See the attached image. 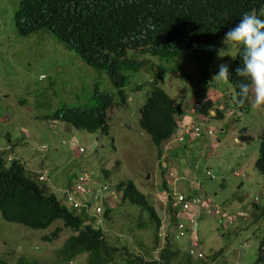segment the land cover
Returning <instances> with one entry per match:
<instances>
[{"label":"rangeland","instance_id":"obj_1","mask_svg":"<svg viewBox=\"0 0 264 264\" xmlns=\"http://www.w3.org/2000/svg\"><path fill=\"white\" fill-rule=\"evenodd\" d=\"M17 5L18 0H0V150L23 161L30 175L38 169L47 171L48 181L42 183L57 197L66 177L82 165L96 171L108 169L107 181L101 176L96 183L132 179L160 218L157 238L146 212L127 201H119L109 218L95 217L94 223L106 230L108 241L120 246L125 242L131 251L141 250L145 258L156 257L157 247L165 240L183 251L197 237L202 256H191L194 264H254L258 239L264 233V213L253 221L251 206L252 202L264 205V172L253 168L264 129V107L254 109L251 96L246 108L234 106L230 82L212 79L220 64L231 62L237 45H226L223 35L213 54L208 49L181 47L160 56L128 48L127 57L143 62L137 70H123L127 78L117 92L103 69L83 61L47 29L19 35L13 22ZM260 10L264 11V3ZM152 85L163 88L179 106L178 121L184 115L201 128L198 135L187 133L179 141L173 132L158 147L150 140L137 119ZM103 91L112 94L106 110L107 132L87 131L44 117L61 106L97 104L98 93ZM207 97L212 100V111L203 115L197 107L190 110L195 101ZM215 107L221 117L215 115ZM207 127L211 133L205 131ZM242 127L251 135L249 140L237 139ZM78 145L84 150L77 152ZM160 168L171 193L178 190V183L183 186L179 190L185 191L190 182L194 193L201 196V214L190 223L187 235L166 226L167 195ZM210 204V213H206L204 207ZM55 226L60 227L57 236L47 239ZM70 232L59 218L32 228L0 215V257L8 264H16L20 255L41 264H83L86 252L72 261H63L56 252Z\"/></svg>","mask_w":264,"mask_h":264},{"label":"trees","instance_id":"obj_2","mask_svg":"<svg viewBox=\"0 0 264 264\" xmlns=\"http://www.w3.org/2000/svg\"><path fill=\"white\" fill-rule=\"evenodd\" d=\"M263 3L264 0H18L13 22L19 35L47 29L73 49L83 61L103 69L117 92H120L127 78L123 70H137L143 62L142 59L127 57L128 48L160 56L173 53L181 47L197 51L208 49L213 54L219 37L234 28L243 14L255 9L256 16L264 19L259 10ZM194 45L200 47L195 48ZM236 47L232 61L228 64V81L233 89V105L246 108L250 98L243 105L234 99L239 91V84L246 82L235 72L238 67L243 66V48L238 45ZM100 93L97 104L61 106L50 114H44V117L59 119L87 131L100 129L107 132L106 110L111 105L112 96L107 91L98 94ZM176 105L163 88L152 85L139 107L138 126L157 147L174 131L178 115ZM212 106V100L207 97L198 103L197 110L206 115ZM214 112L217 117L222 116L216 107ZM244 130L245 127H242L237 138L249 140L251 135L244 133ZM257 150L253 168L264 172V129L261 131ZM103 171L106 180L109 171ZM162 172L163 168H160L161 185L167 195L166 205L173 217L176 208L170 206L171 192L167 190ZM73 173L74 171L68 177ZM42 182L43 180H36L35 176L27 173L18 159L6 161L4 150H0L1 217L32 228L45 227L53 219H61L62 225L71 230L56 249L63 261H72L77 254L86 252L83 264H119L120 260L124 264H194L191 260L197 257L186 250H180L168 240L157 247V256L149 259L144 257L141 250L131 251L125 246V242L120 246L108 241L106 230L99 223H94L93 217L67 208ZM109 185L116 187L119 193L112 209L119 201L138 205L153 223L156 239L160 218L147 196L130 178L119 179ZM186 192L191 193L192 189L188 188ZM251 206L252 220L256 221L264 213V205L258 206L252 202ZM102 216L109 218L110 208L106 207ZM145 224L146 222H139V225ZM59 229L58 226L52 228L46 238L56 237ZM155 245L157 246L155 243L153 247ZM258 263L264 264V233L257 243L254 264ZM0 264L8 262L0 257ZM16 264L41 263L20 255L16 258Z\"/></svg>","mask_w":264,"mask_h":264},{"label":"clouds","instance_id":"obj_3","mask_svg":"<svg viewBox=\"0 0 264 264\" xmlns=\"http://www.w3.org/2000/svg\"><path fill=\"white\" fill-rule=\"evenodd\" d=\"M260 8H259V10H260ZM251 11H253L254 14H250ZM251 11L249 13L243 14L242 17L240 18V22L234 28L229 29L225 33L224 38H223V42L228 46L235 44V45L241 46L243 48V56H242L243 66L238 67L235 70V72H236L237 76L243 78V80L246 82H242L239 84V86H238L239 91H238L236 97H234V99L237 101L238 104L243 105L249 100V98L251 96V106L254 109H261L262 107H264V19H261L258 16H256L255 9H252ZM261 12H262V15L264 16V11L261 10ZM141 52H143V51H141ZM218 67H219V71L213 76L212 79H215L218 82L219 81L227 82L229 79L228 65L222 63ZM125 70H129V69H125ZM198 103L199 102L195 101L194 106L193 107L191 106L192 108L190 107L191 108L190 110L194 111V108L198 106ZM210 111H212V109ZM177 114L180 115V113H178V111H177ZM203 115H205V114H203ZM190 122H193V120L191 118H186L184 115H182L181 121H178L176 119V126H175L174 131H173L176 134V136H175L176 140H179V141L184 140L185 135L187 133H189L191 135H198L200 133L201 128H199L198 125L197 126H198L199 130H198L197 134H194L192 132V128H189L188 132L182 131L180 124L181 123L190 124ZM193 124H195V123L193 122ZM207 128H210L211 131L207 132L206 131ZM207 128H205V131L207 133H211L212 128L211 127H207ZM173 132L171 134H173ZM178 135H181L182 138L178 139L177 138ZM170 136H168L167 138H169ZM79 146L80 145L77 146V149H76L77 152H81L82 150H84V148L82 147L83 149L79 151L78 150ZM40 148H43V147H40ZM5 158H6V161H9L11 158H15V157H12L11 155H9V153H5ZM15 159H18L23 164L24 170L27 173H29L28 169L25 168L24 162L21 161L19 158H15ZM83 168H85V167H83V165L80 166V168H78V170L74 171V173L71 174L70 177H68V176L66 177V181L64 182L63 186L61 187L63 190L56 188L55 185L52 183L50 184V186L52 188H54L56 190H60L61 195L59 198L61 199L62 203L67 208L74 209L75 211H77V210L75 208H73L72 206L68 205L65 201V190L69 187V185L71 183L70 178L73 175H75L76 173H78L80 170H82ZM103 169H106V168L102 167L98 170V171H101L102 176L104 173ZM207 171L205 173L209 174L210 176H213V174L211 172H207ZM41 172H43L45 176H44V178L39 179L37 176ZM167 173H168V176L172 175V173H170V170ZM31 176H35L36 180L37 179L43 180V182L48 181V173H47V171H43V169L36 170L34 175H31ZM170 179H172V178H170ZM47 188H48V186H47ZM114 188H116V187H114ZM189 188H191V187H189ZM47 190H49L50 192H52L54 194L52 189H47ZM173 191H182L184 193H188V192H186V190L185 191L184 190H173ZM191 193H194L193 189H192ZM198 204H199L198 205L199 206V213L197 214V216L195 217L193 222H196V219L201 214L202 206L200 205V202ZM166 207H167V205H166ZM210 207H211V204L208 206H205L204 208L206 209V208H210ZM174 208H176V210L174 211L173 217H171L170 212L168 211V208H167L168 218L166 220V223H168V224L166 226L169 229L176 230V226H175V224H176L175 221L177 219L176 213H182V210L177 208V207H174ZM205 212H206V210H205ZM206 213H208V212H206ZM179 220H183V216L179 217ZM184 228H185V230H184ZM190 230H191V228L188 225L184 224L182 234L187 235L190 232ZM195 241H196V248L201 253V255H196V254L189 252V248L191 247V242L187 244V247L185 248V250L189 254H191L193 257L202 256V252L200 250L199 238L197 239V237H196Z\"/></svg>","mask_w":264,"mask_h":264},{"label":"built area","instance_id":"obj_4","mask_svg":"<svg viewBox=\"0 0 264 264\" xmlns=\"http://www.w3.org/2000/svg\"><path fill=\"white\" fill-rule=\"evenodd\" d=\"M183 132H188L189 128H192L194 134L198 133V126L193 122L181 123L180 124ZM207 132H210V128H207ZM178 139L182 136L178 135ZM82 146L78 147V150H82ZM209 172V171H207ZM44 173L38 174V178H44ZM102 176L101 171H96L92 168L85 167L78 173L70 178V185L65 190V201L68 205L75 208L77 211H82L87 214L88 217H98L99 220L102 218V213L106 207L112 209L115 200L119 197V193L116 188H112L105 181H99L96 183V178ZM201 196L195 193H184L182 191H173L170 198V206L177 207L182 210V213H176L177 219L175 221L176 230L182 234L184 224L190 225L194 221L195 217L199 213V202ZM217 206V205H216ZM212 207V206H211ZM210 207V208H211ZM206 208V212H210ZM215 210H218L217 208ZM214 211V209H213ZM215 212V211H214ZM183 216V220H179V217ZM189 252L201 255L196 248V241H191V247Z\"/></svg>","mask_w":264,"mask_h":264},{"label":"crops","instance_id":"obj_5","mask_svg":"<svg viewBox=\"0 0 264 264\" xmlns=\"http://www.w3.org/2000/svg\"><path fill=\"white\" fill-rule=\"evenodd\" d=\"M189 187H190V182H187L186 185H185L186 191H187V189H188ZM177 188H178V190H179V189H182V188H183L182 184H181V183H178V187H177Z\"/></svg>","mask_w":264,"mask_h":264},{"label":"water","instance_id":"obj_6","mask_svg":"<svg viewBox=\"0 0 264 264\" xmlns=\"http://www.w3.org/2000/svg\"><path fill=\"white\" fill-rule=\"evenodd\" d=\"M177 111L179 110V106L176 105ZM146 177L148 176V174L146 173L145 175Z\"/></svg>","mask_w":264,"mask_h":264}]
</instances>
